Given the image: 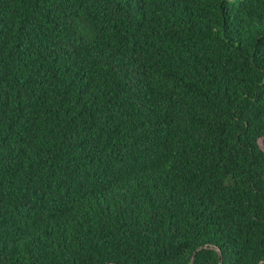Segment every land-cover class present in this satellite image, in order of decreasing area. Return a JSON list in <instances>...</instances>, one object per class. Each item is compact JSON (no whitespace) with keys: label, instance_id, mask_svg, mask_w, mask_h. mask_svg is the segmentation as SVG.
I'll return each instance as SVG.
<instances>
[{"label":"trees","instance_id":"trees-1","mask_svg":"<svg viewBox=\"0 0 264 264\" xmlns=\"http://www.w3.org/2000/svg\"><path fill=\"white\" fill-rule=\"evenodd\" d=\"M0 264H264V0H0Z\"/></svg>","mask_w":264,"mask_h":264}]
</instances>
